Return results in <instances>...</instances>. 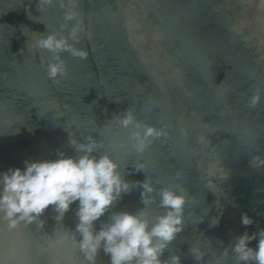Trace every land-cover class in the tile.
<instances>
[{
	"label": "water",
	"instance_id": "water-1",
	"mask_svg": "<svg viewBox=\"0 0 264 264\" xmlns=\"http://www.w3.org/2000/svg\"><path fill=\"white\" fill-rule=\"evenodd\" d=\"M75 24L78 40L69 43L88 55L61 53L67 76L50 79L52 53L36 41L49 32L67 36L61 26ZM129 109L167 135L142 155L111 148L125 179L143 181L135 163L144 162L156 187L179 185L188 196L184 230L162 259L175 254L197 264L189 249L199 246L200 264H212L235 237L264 228V165L250 163L264 160V0H53L42 8L38 0H0V171L58 151L74 155L68 132L111 147L103 135L111 126L126 141L112 117ZM77 206L62 221L53 206L14 229L0 221V264H85L71 240L58 239L74 234ZM141 207V188L133 187L101 220ZM245 212L254 220L247 227ZM222 261L236 264L231 254ZM97 264H109L102 250Z\"/></svg>",
	"mask_w": 264,
	"mask_h": 264
},
{
	"label": "clouds",
	"instance_id": "clouds-1",
	"mask_svg": "<svg viewBox=\"0 0 264 264\" xmlns=\"http://www.w3.org/2000/svg\"><path fill=\"white\" fill-rule=\"evenodd\" d=\"M52 3L53 0H38V7ZM64 18L72 21L76 13L68 10ZM61 31H67L68 35L57 32L41 34L35 45L52 53L46 73L53 80L67 76L61 53L67 51L82 59L88 55L87 50L69 43L70 39L78 40L79 24L73 25L70 30L67 25H62ZM259 101L257 93L252 96L250 104L255 107ZM112 120L118 129L127 131L126 141L111 126L103 134L111 147H106L104 140L92 135L80 140L65 129L74 155L58 151L55 159L25 160L23 168L10 167L0 171V221L5 222L9 229H14L21 222L30 224L37 221L49 206H53L55 219L62 221L71 205L78 202L74 234L69 236L64 233L58 239L61 242L71 240L78 246L85 264H97L101 250L108 256L109 264H182L179 255L173 254L167 259H162V256L184 230L187 193L181 191L179 185L156 187L157 184L146 172L148 165L144 162L135 163V171H144L146 178L135 183L126 180L121 160L111 150L114 147L131 148L137 155H142L156 138L166 136L167 132L141 123L130 109L123 115L114 114ZM250 163L258 169L264 165V160L256 156ZM179 175L177 173V178ZM133 187L141 188L143 207L135 211H114L107 220H101ZM157 197L160 211L153 215L150 208L157 202ZM97 221H100L99 228ZM212 222L218 224L219 217ZM241 223L247 227L254 220L245 212L241 214ZM75 234L80 238L77 239ZM257 237L256 246H250ZM189 251L200 264L205 255L201 248L190 246ZM230 254L235 257L236 264H264V228L251 234L245 231L235 237V242L214 257L212 264H223L222 257Z\"/></svg>",
	"mask_w": 264,
	"mask_h": 264
},
{
	"label": "snow or ice",
	"instance_id": "snow-or-ice-1",
	"mask_svg": "<svg viewBox=\"0 0 264 264\" xmlns=\"http://www.w3.org/2000/svg\"><path fill=\"white\" fill-rule=\"evenodd\" d=\"M77 248H78V246H77Z\"/></svg>",
	"mask_w": 264,
	"mask_h": 264
}]
</instances>
